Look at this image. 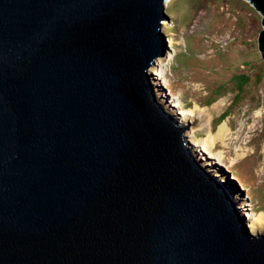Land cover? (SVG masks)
Here are the masks:
<instances>
[{
	"label": "water",
	"instance_id": "95a60500",
	"mask_svg": "<svg viewBox=\"0 0 264 264\" xmlns=\"http://www.w3.org/2000/svg\"><path fill=\"white\" fill-rule=\"evenodd\" d=\"M165 1L0 0V264H264L156 101Z\"/></svg>",
	"mask_w": 264,
	"mask_h": 264
},
{
	"label": "rangeland",
	"instance_id": "374dc122",
	"mask_svg": "<svg viewBox=\"0 0 264 264\" xmlns=\"http://www.w3.org/2000/svg\"><path fill=\"white\" fill-rule=\"evenodd\" d=\"M165 13L168 47L148 68L156 101L187 125L185 145L247 230L264 233L262 14L250 0H168Z\"/></svg>",
	"mask_w": 264,
	"mask_h": 264
},
{
	"label": "bare ground",
	"instance_id": "6f19581e",
	"mask_svg": "<svg viewBox=\"0 0 264 264\" xmlns=\"http://www.w3.org/2000/svg\"><path fill=\"white\" fill-rule=\"evenodd\" d=\"M167 1H168V0L165 1V4L167 3ZM150 83H151V82H150ZM223 128H224V124H221V125L219 126V128H218V132H217V134H222ZM208 139H209V141L212 140L211 138H208ZM203 145H204V147H205L206 150H207V148L209 147L210 144L208 143V140H207V142H205ZM261 219L264 220V214L261 215ZM251 227H252V226H251Z\"/></svg>",
	"mask_w": 264,
	"mask_h": 264
}]
</instances>
